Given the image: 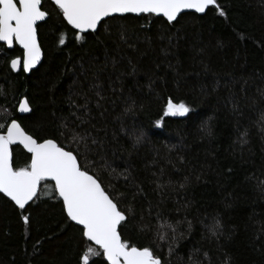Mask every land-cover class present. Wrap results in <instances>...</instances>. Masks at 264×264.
<instances>
[{"label":"trees","instance_id":"1","mask_svg":"<svg viewBox=\"0 0 264 264\" xmlns=\"http://www.w3.org/2000/svg\"><path fill=\"white\" fill-rule=\"evenodd\" d=\"M217 3L173 22L112 16L95 33H79L42 0L49 13L37 26L44 57L29 74L11 68L23 51L0 43V124L17 119L34 138L78 152L81 167L121 210L131 203L135 218L120 230L122 240L151 247L165 264H264V0ZM85 96L87 115L77 107ZM24 97L31 111L19 115ZM169 98L192 111L165 117ZM246 129L248 143L241 144ZM85 131L102 144L79 146L74 141ZM140 134L143 143L133 148ZM12 149L15 168L30 164L24 148ZM216 220L218 240L209 232ZM177 221L173 241L167 225ZM82 229L66 217L53 182H41L26 210L0 193V264H82L88 248L96 253L89 264H108Z\"/></svg>","mask_w":264,"mask_h":264},{"label":"snow or ice","instance_id":"2","mask_svg":"<svg viewBox=\"0 0 264 264\" xmlns=\"http://www.w3.org/2000/svg\"><path fill=\"white\" fill-rule=\"evenodd\" d=\"M54 4L67 24L79 30L80 33H87L89 30L95 33L104 18L112 17L114 14H153L165 17L167 22H173L186 9H194L196 13L203 14L210 6L220 8L217 0H54ZM41 5L42 0H0V41L11 46L15 40L22 46V66L25 72L33 69L41 60V49L37 42V22L45 21L49 16V13L42 10ZM219 15H226L222 8ZM79 38L83 39V37ZM121 39H123V33H121ZM59 43L64 44V39H60ZM20 64V59H13L11 68L18 69ZM97 95L99 96V92ZM134 104L135 102L126 111H132ZM99 106L98 103L97 107ZM77 107L84 108L85 115L88 114L87 96H85V104L77 105ZM233 107L235 110L236 106ZM30 111L28 100H23L19 104V112L29 113ZM191 111L192 109L185 102L176 103L169 98L163 115L185 117ZM77 119L81 121V124L85 122L83 116ZM260 120L264 122V113L261 114ZM159 124L160 121H157V125ZM202 127L205 126L202 125ZM5 128L6 132H4ZM121 131L124 130L121 129ZM205 134L211 135V130L205 128ZM247 137L246 129L241 133L239 142L247 144ZM143 139L142 134L136 135L133 139V148L143 143ZM74 142L89 151L97 143L102 144L87 131L79 135V139ZM17 144L22 145L31 154L30 164L27 166L19 168L13 166L11 146ZM78 155L79 153L74 150H66L55 139L34 138L25 132L16 119H12L7 125L0 124V193L10 198L20 210H26L29 202L38 197L41 182L50 179L54 181V189L62 198L66 217L83 226V236L102 249L110 264H165V261L151 247L133 246L122 240L120 230L127 228L130 219L135 218L130 216L133 213L131 203L126 210H121L118 202L106 191L100 179L81 167ZM129 176L130 172L126 170L125 178ZM185 179L187 180V177ZM158 187H164V185L158 184ZM135 198L134 194L132 200L134 201ZM157 217L160 218L159 213ZM22 219L25 224L30 221L29 216H23ZM180 223L177 221L176 225H167L173 241ZM140 230L143 234H147L150 228L144 225ZM157 231L158 239L165 240L166 236L159 234V229ZM209 232L217 240L220 238L222 225L218 220L210 226ZM174 253V244H169V254ZM95 254L94 249L88 248L81 257L82 264H89L90 255Z\"/></svg>","mask_w":264,"mask_h":264},{"label":"water","instance_id":"3","mask_svg":"<svg viewBox=\"0 0 264 264\" xmlns=\"http://www.w3.org/2000/svg\"><path fill=\"white\" fill-rule=\"evenodd\" d=\"M53 4H54V0H50ZM41 7H42V5H41ZM42 10H43V8H42ZM208 9H206V11H207ZM45 11V10H44ZM185 12H194V13H196L195 12V10L194 9H186V10H183L182 11V13H185ZM181 13V14H182ZM129 14H131V13H129ZM180 14V15H181ZM197 14H200V15H202V13H197ZM204 14V13H203ZM123 15H126V14H123ZM123 15H121V14H114V16H123ZM132 15H137V14H132ZM139 15H141V14H139ZM179 15V16H180ZM157 16V15H156ZM178 16V17H179ZM160 17H163V16H160ZM107 18H109V17H107ZM107 18H104V20H106ZM165 18V17H164ZM48 18H46V20H47ZM166 19V18H165ZM45 20V21H46ZM65 20V19H64ZM66 21V20H65ZM42 22H44V21H40V22H37V26L40 24V23H42ZM66 23H67V21H66ZM69 25V24H68ZM72 29H74L71 25H69ZM99 26L100 25H98V28H99ZM75 31H77V32H79V30H77V29H74ZM89 32H91L90 30H89ZM80 33V32H79ZM37 42L39 43V45H40V49H41V60H40V62L33 68V69H31L30 71H28V72H25L24 70H23V58L22 59H20V58H18V59H20V61H21V64H20V66L18 67V69H15L14 71L15 72H17V71H19L20 69H22L26 74H29L32 70H34V69H36L40 64H41V62H42V60H43V57H44V51H43V49H42V47H41V44H40V41H39V36H38V29H37ZM0 43L1 44H4L8 49H12L15 45L19 48V49H21V50H23V48H22V46L21 45H19V43L18 42H16L15 40H13V44L11 45V46H8L7 44H6V42H4V41H0ZM14 59H17V58H14ZM26 98L24 97V98H22L21 99V101L19 102V104L23 101V100H25ZM19 104H18V107H17V112H18V114L19 115H25V114H28V113H21V112H19ZM30 106V105H29ZM16 121L21 125V123L19 122V120H17L16 119ZM11 123V122H10ZM9 123V124H10ZM21 127H22V125H21ZM23 128V127H22ZM24 129V128H23ZM4 132H6V131H4ZM26 132V131H25ZM27 133V132H26ZM29 134V133H28ZM30 135V134H29ZM17 145H19V144H17ZM14 146V145H13ZM13 146H11V147H13ZM19 146H21L22 148H23V146L22 145H19ZM26 150V149H25ZM12 151H13V149H12ZM27 151V150H26ZM30 154V153H29ZM31 155V154H30ZM90 174V173H89ZM46 181H50V182H53L54 183V181H52V180H46ZM39 190H40V187H39ZM39 190H38V192H39ZM58 193V192H57ZM3 194V193H2ZM59 195V194H58ZM61 198V197H60ZM10 199V198H9ZM35 199V198H34ZM33 199V200H34ZM62 199V198H61ZM32 201H30L29 203H31ZM73 223H75V224H77L76 222H74V221H72ZM78 225V224H77ZM78 226H80V227H82L83 228V226H81V225H78ZM122 238V237H121ZM88 240V239H87ZM93 245H95V243L94 242H92V241H90ZM95 246H97V245H95ZM99 247V246H98ZM105 256V255H104ZM105 260L107 261V263L108 264H110V262L107 260V257L105 256Z\"/></svg>","mask_w":264,"mask_h":264},{"label":"flooded vegetation","instance_id":"4","mask_svg":"<svg viewBox=\"0 0 264 264\" xmlns=\"http://www.w3.org/2000/svg\"><path fill=\"white\" fill-rule=\"evenodd\" d=\"M15 46H16V45H15ZM15 46H14V47H15ZM14 47H13V48H14ZM22 51H23V50H22ZM17 58H20V59H22V58H23V54H22V57H17Z\"/></svg>","mask_w":264,"mask_h":264}]
</instances>
